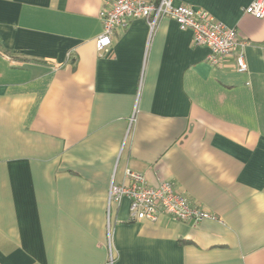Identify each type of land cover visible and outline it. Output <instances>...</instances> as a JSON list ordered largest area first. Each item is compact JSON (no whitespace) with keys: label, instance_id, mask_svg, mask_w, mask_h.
Returning a JSON list of instances; mask_svg holds the SVG:
<instances>
[{"label":"crops","instance_id":"0c3cea01","mask_svg":"<svg viewBox=\"0 0 264 264\" xmlns=\"http://www.w3.org/2000/svg\"><path fill=\"white\" fill-rule=\"evenodd\" d=\"M252 1L175 0L240 31V72L170 18L134 19L99 50L107 0H0V264H264ZM129 168L220 220L132 219L127 197L109 203Z\"/></svg>","mask_w":264,"mask_h":264},{"label":"built area","instance_id":"2783aa9c","mask_svg":"<svg viewBox=\"0 0 264 264\" xmlns=\"http://www.w3.org/2000/svg\"><path fill=\"white\" fill-rule=\"evenodd\" d=\"M244 12L263 18L264 0H253L244 8ZM101 17L103 31L97 38L99 50L112 44L116 29L127 27L134 19L143 18L154 29L161 19L170 18L181 29L193 32L196 45H204L210 49L208 60L211 64L220 65L227 58L234 57L238 71L248 70L245 38L237 28L227 26L208 11L195 9L188 4H176L175 0H107ZM125 173V182L111 183L109 203L119 202L127 197L130 200L132 219L156 221L164 213L177 220L195 223L205 219L220 220L217 214L193 205L169 180L161 179L157 186H150L142 173L130 168ZM109 244L111 245L110 234ZM110 256L112 261L113 255Z\"/></svg>","mask_w":264,"mask_h":264}]
</instances>
